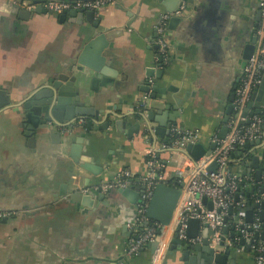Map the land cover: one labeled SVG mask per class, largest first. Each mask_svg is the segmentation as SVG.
<instances>
[{"label":"crops","instance_id":"obj_1","mask_svg":"<svg viewBox=\"0 0 264 264\" xmlns=\"http://www.w3.org/2000/svg\"><path fill=\"white\" fill-rule=\"evenodd\" d=\"M179 5V0H115L96 11L103 31L120 32L101 53L106 73L78 71L72 94L81 106L105 114L119 107L115 112L125 116L123 131L112 127L101 131L96 125L103 119L94 118L95 128L87 129L88 118L81 116L68 132L48 126L26 134L19 104L58 74L73 75L67 63L88 40L91 24L59 21L60 14L34 10L24 18L25 8L0 0V89L9 97V106L0 110V210L12 213L7 222L0 221V264H150L153 248L148 245L123 259L129 224L136 215L133 202L116 190L105 193L101 201L95 199L92 207L71 196L80 193L82 186L112 179L121 169L131 171L130 187H138L147 173L149 148L156 150L163 164V178H174L179 160L191 157L185 151L172 154L165 147L170 128L197 130L199 143L210 149L225 125L244 64V47L255 35L259 0L188 1L184 15L167 20L169 61L161 78L150 84L148 69H160L155 60V26ZM154 85L162 91H154ZM256 90L251 109L264 114V87ZM145 94V106L139 109ZM142 114H151V119ZM161 122L169 123V128ZM251 141L249 150L241 145L229 153L228 172L240 174L242 161L249 165L251 155L264 152V130ZM254 171L245 176L251 180L243 187L248 192L254 189L253 204L262 186L255 181ZM257 213L255 208L254 217ZM230 222L226 238L232 239L230 247L236 255L231 253L228 261L256 264L247 245L238 250L242 238L232 237ZM210 233L200 223L195 237L202 242ZM187 249L170 242L161 264H200L195 250L184 256Z\"/></svg>","mask_w":264,"mask_h":264},{"label":"built area","instance_id":"obj_2","mask_svg":"<svg viewBox=\"0 0 264 264\" xmlns=\"http://www.w3.org/2000/svg\"><path fill=\"white\" fill-rule=\"evenodd\" d=\"M180 5L173 13H166L160 17L155 26L157 67L164 68L168 61V44L165 38L167 20L173 16H182L186 11L187 0H179ZM16 7L34 10L36 3L29 0H11ZM115 0H45L40 3L46 12L62 14L72 9H85L98 11L107 4H113ZM260 20L255 27V45L252 55L246 60L242 67L238 83L232 101V114L227 126L229 131L224 139H217L216 147L208 154H204L198 159L179 160L176 169V178L182 183L181 193L177 201L173 218L167 225L153 221L146 215V210L157 183L164 180L162 175L163 164L159 161L156 150L149 148L146 166L147 173L139 180V184L144 187L139 200L136 203V215L129 224V236L127 245L123 253V259L128 260L137 255L142 247L150 242H157L153 251L150 264H161L165 258L171 238L174 235L186 243L201 242L200 237H189L186 234L188 219H197L200 223L207 224L211 231L209 245L219 249V242L223 235L224 217L228 215L230 207L234 212L230 215L231 225L235 224L237 230L243 238V244L238 248H247L252 253L256 264H264V241L255 242L254 234H260L262 230L258 217L248 223L244 219L245 198L239 194L238 201H235V193L238 192L240 184L250 177H243L241 174L227 171L229 153L238 146L259 137L264 130V114H254L249 120L238 126V121L246 120L242 117V111L251 100L252 93L259 87L264 75V0H259ZM150 84L152 79H149ZM147 94L142 96L138 102V108L145 106ZM76 122L62 127L63 131H71ZM171 141L165 147L172 151V154L182 153L187 145L199 143V133L197 130H179L177 126L170 128ZM181 151V152H180ZM215 161V170H208V165ZM132 173L129 169H121L115 173L112 179L101 181L93 185L79 188L81 194L108 193L119 188L129 187L132 183ZM211 201L212 208L209 209L203 198ZM264 200V192L257 199ZM10 211L0 210V219L10 216ZM225 245L232 246V239L225 236Z\"/></svg>","mask_w":264,"mask_h":264},{"label":"water","instance_id":"obj_3","mask_svg":"<svg viewBox=\"0 0 264 264\" xmlns=\"http://www.w3.org/2000/svg\"><path fill=\"white\" fill-rule=\"evenodd\" d=\"M29 1L36 3L34 12H46V10L40 5L41 0ZM188 1L191 0H187V2ZM21 12L24 18H28L33 14L32 11H28L26 9H22ZM48 13L51 14V12ZM95 15V11L85 9H72L59 15V21L67 20L68 22L77 24H82L83 22L91 24L86 33L88 40L84 43L81 49H77L73 53L69 64L67 63V66L69 70H71L73 75H70L69 77L65 73L58 74L57 77L49 83V85H46L39 90L32 91L28 95V97L19 104V106L21 107V124L26 128V134L35 133L36 130L45 129L48 126H56L58 128L66 127L76 122V120L81 118V116H86L88 118L85 123L87 129H89L91 126L95 128V126L93 125L94 122L92 120L94 118L97 120L103 119L101 123L96 125V128L101 131L108 130L110 127L115 128V130L119 132L124 130L123 126L125 125V123L123 122V119L125 118V116L120 115V113L118 112H115L117 109L120 110L119 107H115L113 108L114 111H109L105 114V111L103 110H95V108L81 106L79 97H76L72 94L73 82L77 78L76 74L78 71L84 72L86 70H92L104 74L106 73L103 65L104 56H102L101 53L105 48L108 47L109 42L115 37V35L120 32V29L114 28H106V30L103 31L102 27L100 26L101 20ZM178 19L179 16H174L171 18V20L173 21ZM259 20L260 11L257 13V23H255V27L257 26ZM255 41L256 37L254 35L253 39L244 47V64L253 53ZM162 73L163 68L156 71H154L152 68H149L146 76L148 78H151L153 83L155 84L158 79L161 78ZM259 87H264V75ZM149 90L150 85L147 84L145 91L149 92ZM153 90L162 91L160 88L155 87V85L153 87ZM256 91L257 90L252 93L251 100L246 104L242 111L241 116L245 117L246 120L238 121V126L245 124L252 115L262 113V111H255L251 109V102L255 97ZM233 99L234 95L232 101ZM180 100L181 99L178 97L175 99L178 106H180L181 104ZM6 106H9V97L4 90L0 89V110ZM108 109L110 108L108 107ZM231 113L232 103L227 107L226 116L223 119L225 125L221 127L220 132L217 135V139H224L227 135L229 131L227 123L229 121V116L231 115ZM142 115L145 119L147 117L151 119V114H148L146 116L144 114ZM64 121L68 123L63 124ZM172 121H174V119H171L170 122ZM126 125L131 126L130 123H126ZM161 126L163 128H169L170 125L169 123L161 122ZM132 129H134V126L133 128H130L129 132H131ZM52 134L57 135V133ZM256 143H258V141ZM253 144L254 143L252 141L246 142L242 145V149L249 150L250 147L253 146ZM215 147L216 141L212 142L210 149H206L201 143H196L194 145L189 144L186 146L185 152L191 158L198 159L202 155L210 153ZM254 150L256 149L250 151ZM250 158L251 160L249 165L244 161L241 162L244 169L240 174L241 176L245 177L250 174L251 169H255V181L262 182V186L259 188V193L262 194L264 192V180L262 181V175L264 174V152L262 154L255 153L251 155ZM84 167L93 171V169L88 165H84ZM216 167L217 163L213 161L208 165L207 169L215 170ZM242 184L244 185L245 183L243 182ZM181 187L182 183L179 182L178 186L176 187L168 186L164 181L157 183L154 187L153 194L146 210L147 217L164 225L169 224L173 218L174 210L181 193ZM143 189L144 187L139 185L135 188L130 186L126 188H119L116 191L136 205ZM253 192L254 189H251L246 193V195L249 196L253 194ZM239 194H241L240 188L238 192L235 193V201H238ZM71 198L74 199L77 203L81 202L87 207H92L95 199L101 201L105 198V194L98 193L96 195L88 194L82 196L80 193H74L72 194ZM203 201L207 204L209 209L212 208L211 201L207 200L205 197L203 198ZM255 208L258 209V220L259 222H261L262 227H264V200H259L254 204L251 203L250 200L246 201L244 219L248 223L252 222L254 219L253 213ZM233 212L234 209L230 207L228 210V215L224 217L225 224L222 230L223 235L218 244L221 250L215 249L209 245L211 233L209 237L206 235L201 243L187 245L186 242L179 240L176 235H174L170 242L180 243L182 246L188 247V249L184 251V256H186V254H189L190 249L195 250L197 252V257L200 259V264H235L233 260L228 261V259L231 253L233 257H235L236 252L232 251V248L230 246L225 245V236L228 234L229 229V217ZM9 218L10 216L3 217L0 219V221L7 222ZM199 224L200 223L197 219H188L186 234L189 237H195L196 229ZM204 226L206 228V231H208L209 228L206 223L204 224ZM231 229L233 231L232 237L235 235L240 236V232L237 230L235 224L231 225ZM241 242H244L243 238ZM147 245L151 246L154 251L157 246V242H150Z\"/></svg>","mask_w":264,"mask_h":264},{"label":"trees","instance_id":"obj_4","mask_svg":"<svg viewBox=\"0 0 264 264\" xmlns=\"http://www.w3.org/2000/svg\"><path fill=\"white\" fill-rule=\"evenodd\" d=\"M169 141H171V138L170 137H168V139H167V142H169ZM158 159H159V157H158ZM164 182L168 186H171V187L178 186V181H177V178L176 177L171 178V179H168V180H165ZM243 187H244V185L243 184H240V192H241V194L244 196V198L246 199V201H248V200L252 201L253 200L252 196L251 195L247 196L246 193L248 191L245 190ZM262 229L264 230V227ZM253 239L255 240V242L264 241V233L261 232L259 235L258 234H254L253 235ZM233 240L235 241V239H233Z\"/></svg>","mask_w":264,"mask_h":264}]
</instances>
